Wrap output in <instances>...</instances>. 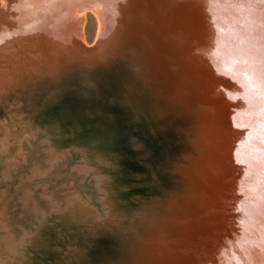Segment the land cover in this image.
I'll list each match as a JSON object with an SVG mask.
<instances>
[{
    "label": "rangeland",
    "instance_id": "obj_1",
    "mask_svg": "<svg viewBox=\"0 0 264 264\" xmlns=\"http://www.w3.org/2000/svg\"><path fill=\"white\" fill-rule=\"evenodd\" d=\"M2 1L0 0V6ZM7 1L5 0L3 5ZM234 1L243 9L236 8L237 6L232 7L234 10L230 17L236 15L237 12L245 17L248 15L254 18L264 17V0ZM218 3L225 7L222 1L215 2L217 5ZM223 7L218 6L217 8L223 12L225 9ZM226 8L229 9L227 6ZM227 9L222 15L227 14ZM122 11H124L123 8L121 13ZM92 13L90 11L85 13L80 27L81 46L85 48L91 47L97 38L99 21L97 15ZM38 18L39 15H35L33 19ZM108 18L111 19V16ZM68 23L73 24L72 21ZM128 45L119 53L126 62L125 65L130 66L131 69V73L123 78L124 86L119 92L121 103L124 101L125 105L130 108L132 105L129 102L137 101L138 96L144 92V88L148 87L152 92L156 91L160 94L159 96L166 97L168 100L177 98L186 92V82L178 70L171 68L168 74L164 75L159 67L160 56L153 55L150 58L147 54L145 55L146 46L134 39ZM44 48L45 50L41 52H29L32 62L28 65L34 66L47 59V55L50 54L47 50L50 49L48 46ZM197 64L199 65L198 70L204 65V63ZM190 71L192 69H189ZM39 74L41 73H36V78H42L39 85L34 84L27 90L16 91L13 89L15 84L12 82L14 85L12 83L8 85L7 90L0 97V140L2 142L6 140L0 146V182L9 184V193L4 191V187H0V264H53L54 262L83 264L88 256L96 252L99 244L113 246V241L118 240L114 237L122 235H118L119 228L115 227L118 220L112 218L118 205V198L105 180L109 174H115L116 170L105 165L110 162L105 160L104 156L111 158L116 153L91 152L94 154H91L92 158L89 160L87 154L89 155L90 152L75 141L80 130L76 133L69 132L68 135H57L38 126L33 128L27 125L33 112L26 113L24 106L29 101L28 99H31L29 97L34 95L33 92H37L40 96V102L51 100V103H58L62 97L61 90L54 87L53 81L45 80L46 77ZM27 75L21 76L20 80H29L30 77ZM90 82L89 79L86 80V84ZM101 82L104 83L101 84L102 89L106 91L107 78ZM42 84L43 86L39 87ZM93 87L94 85L91 88ZM95 95L87 96L85 99L82 94L78 102L65 100L59 109V114L63 111L67 119L93 122L102 116L103 108L107 106V103L100 101L96 93ZM147 98L149 99L148 96ZM107 100L108 98L106 102ZM11 110H15V114H13L14 111L10 113ZM143 112L149 116L148 125L154 127L158 122L153 116L156 112L155 107L152 105L143 108ZM12 114L14 117L10 118ZM179 114L180 112L170 115L168 123L174 126L173 123L176 122ZM185 126L186 123L183 127ZM166 128L168 130L160 134L159 138L149 136L147 140L152 153L147 157L151 168L149 177L139 180L131 187L115 185L123 193L122 199L126 202L125 204L132 202L129 203L130 206L127 205L129 212L137 210L136 198L139 197L144 204L140 208L141 214L149 213L150 220L143 225L142 223L140 226L133 224L129 227L131 235L127 240L128 247L124 254L122 251V254L117 257L116 250L107 254L102 252L103 257L91 264H180V251L185 250L195 239H201L200 237L205 233L203 227L205 222L217 212L216 204L221 202L220 209L226 206L224 201L227 199L223 200V198L227 197L226 192L228 191L225 187L229 185L230 175H233L232 167L224 166V164L232 165L231 152L224 150V148L228 149V143L217 139L211 144H206L204 139L202 140L204 137L201 136L199 138L201 140L193 143L194 148H188L189 157L192 155L190 152L192 150L196 152V155L191 156L194 158L187 168V170L191 169L188 172L191 175L186 179V193L180 194L183 182L179 175L170 180L163 179V181L162 176L161 178L157 176L156 169L152 168L159 161L163 162L162 158L166 151L167 155H170L169 158L172 157L171 163L174 167L176 166V171L180 167L179 164H183V160L187 162L186 155L181 151L182 147L185 148L183 135L179 133L180 138H178L176 132L178 127L166 126ZM142 129L146 137L147 126ZM149 134L152 135L150 130ZM198 146L200 148H197ZM122 151L125 153L117 155V158L122 161L127 160L125 164H133V162L146 164V161L137 160L135 157L132 158L133 162L128 160V156L133 154L130 147L122 148ZM49 175H55V177L48 179ZM235 182L240 190L233 196H241L243 180L238 178ZM157 186H162V192L156 190ZM151 194L153 198L150 203ZM154 209L157 213L161 212L155 215ZM262 214L264 215V212ZM263 215L258 218L264 219ZM263 221L258 220L255 232L264 226ZM112 227L114 230L111 229ZM256 227L259 228L256 229ZM43 230L45 231L42 234L40 231ZM86 231L88 233H85ZM37 235L41 238L38 241L27 243L28 245H25L19 255L4 251L7 245L23 244L27 240L26 237L35 239ZM241 236L245 237L246 234L242 232ZM257 239L253 240L257 241ZM42 247L53 253L50 256L47 255L44 253L45 250L40 251Z\"/></svg>",
    "mask_w": 264,
    "mask_h": 264
},
{
    "label": "bare ground",
    "instance_id": "obj_2",
    "mask_svg": "<svg viewBox=\"0 0 264 264\" xmlns=\"http://www.w3.org/2000/svg\"><path fill=\"white\" fill-rule=\"evenodd\" d=\"M134 1L8 0L3 5V0L0 6V97L8 85L12 82L17 84L21 76L51 67L57 50H77L82 43L80 27L87 11L99 17V8H106L111 22L107 42L104 41L101 48L110 46L118 29L122 8ZM156 1L163 10L162 19L169 20L172 18L169 16L175 15L176 20L186 25L198 39L194 44H186V49H190L191 61L197 68V63L204 65L201 71L195 67L191 69L196 77L209 81L212 86L209 92L220 100L221 105L227 104V112H223L224 109L216 112L220 117L216 124L219 133L215 140L228 143V149L224 150L231 152L232 158V165L224 164L232 167L233 175H230L229 185L225 187L227 197L223 198L226 201L229 199L231 204L227 203L224 209L219 208L220 201L216 204V214L203 226L205 233L201 239H195L180 251L179 263L264 264V226L255 232L258 220H264L259 219L264 212V17H245L240 12L230 17L234 10L232 7L243 9L234 0H220L225 7L215 4L217 0ZM218 6L225 8L223 12L219 11ZM226 9L229 14L224 16L222 14ZM35 15H39L37 20L33 19ZM70 20L73 24L68 23ZM101 34L99 21L97 38ZM44 46H48L50 52L54 51L53 56L49 57L50 63L45 67H41L40 62L34 66L28 65L32 62L29 52H41L45 50ZM5 141L0 140V146ZM91 154H87L89 160ZM238 178L243 180V194L233 196L240 190L235 182ZM156 190L162 192L163 188L157 186ZM120 197L123 198L122 192ZM149 198L151 203L153 195ZM136 200V204L143 207L139 197ZM44 231L40 232L43 234ZM242 232L246 234L245 237L241 236ZM39 236L35 239L26 237L23 244L7 245L4 251L19 255L27 243L38 241ZM253 237L258 238L257 241ZM44 250L46 248L42 247L40 251Z\"/></svg>",
    "mask_w": 264,
    "mask_h": 264
},
{
    "label": "water",
    "instance_id": "obj_3",
    "mask_svg": "<svg viewBox=\"0 0 264 264\" xmlns=\"http://www.w3.org/2000/svg\"><path fill=\"white\" fill-rule=\"evenodd\" d=\"M159 6L160 4L156 0H146L145 3L142 0H136L132 4L130 2V4L123 7L124 11L120 14L121 18L118 29L114 37H112L110 46H106L104 49L101 48V44L104 41L105 43L107 42L108 25L111 19L108 18L110 15L105 11L106 8L100 7L98 21L101 22L102 34L91 47L78 46L77 50L75 49L73 52L57 50L54 56V51L50 52L47 50V52H50L47 55L48 57L46 56L48 59L51 56L55 57V61L52 62L51 67L30 71L28 75L26 74L30 77L29 80H19L13 88L16 91H20L21 89L27 90L28 87L34 84L39 85V81L42 78H36V73H41L39 75L46 77L44 78L45 80L53 81L54 87L58 88L59 91L61 90L62 97L58 103H51V100L40 102V96L37 95V92H33L34 95L32 94V97H29L31 99H28L29 101L24 106L26 113L33 112L32 118L29 119L27 125L33 128L38 126L57 135H68L69 132L76 133L77 130H80L75 141L80 146H83V148H86L88 152L116 153L111 158L107 155L103 156L104 158L106 157L105 160L107 159L110 162L105 165L116 170L114 171L115 174H109L105 180H107L110 189L114 190L116 195L118 193V205L112 218L118 220V224L115 227L116 229L119 228L118 235H122L114 237L118 240L113 241V246L99 244L96 252H93L92 256H88L83 264H91L94 261L100 260L103 257L101 256L102 252H106L107 254L116 250L117 257H119V254H122V251L124 254V251L128 247L127 240L131 235L129 227L133 224L140 226L141 223L143 225V223L150 220L151 215L149 213L141 214L139 208L142 205H135L137 210L129 212L127 205L130 206L129 203L132 202L124 204L126 202L122 201L119 195L121 192L115 187L118 184L124 187H131L139 180L141 181L149 177L151 168L149 167L147 157L148 155H152L151 149L147 145L149 136H151L150 138H153V136H155V139L159 138L160 134L168 130L166 126L171 128L181 127L179 130L177 128L176 132L178 138H180L179 133L183 135V146L185 148L182 147L181 151L186 155L187 162L183 160V164H179L180 167L176 171V166L174 167L171 163L173 161L172 157L169 158L170 155H167L168 152L166 151L165 156L162 158V163L159 161L154 167L151 164L150 166L156 169L157 176H162V180H170L179 175L183 182H181L180 194H184L186 193V179L191 175L188 173L191 169L187 170V168L194 158L191 156L196 155V152L192 150L190 151L192 155L190 154L191 156L189 157L188 148H194L193 143L201 140L199 139L201 136L204 137L202 140L204 139L206 144L213 143L219 133L218 125L216 124L219 122L220 116L218 117L216 112L221 109H224L223 112H227V104L221 105L220 100L209 92L212 86L208 83V80L196 77L193 74L195 73L194 71L187 73L188 69H191L194 65L191 61L192 55L189 52L190 49H186V44H194V41H198V39L193 36L194 34H192V31L186 25L176 20L175 15L169 16L172 18L166 17L169 20L162 19L163 10ZM133 39L146 46L145 55L147 54L150 58L153 55L160 56L161 65L159 64V67L164 75L168 74L171 68L178 70L182 74L187 86V90L183 95L168 100L166 97L162 98L159 96L160 94H157L156 91L152 92L148 87L144 88V92L138 96L139 99L137 101L131 100L129 102L132 105L130 108L128 105H125L124 101L121 103L119 92L124 86L123 78L128 73H131V69L129 68L130 66L125 65L126 62L123 61L124 59L119 53ZM46 60H43L41 67H45L50 63V59ZM195 68L197 67L195 66ZM34 73L35 76H33ZM106 78L107 83L105 84L107 85L105 89H107V92L101 87V84H104L101 80L105 81ZM88 79L91 81L90 84H86V80ZM93 85L94 87L91 88ZM42 86L43 84L39 87ZM95 93L102 103H107L106 108H103V114L100 118L93 120V122H88L81 119H78L79 121L67 119L63 111L59 114V109H61V105H63L65 100L78 102L80 95L83 94L85 99H87V96L93 97ZM106 98L109 101L111 99L110 106L108 105L110 102L108 100L106 102ZM22 105H24L23 102ZM152 105L156 109L153 116L158 120L154 127L148 125L147 119L149 116H147L146 112H143V108H148V106ZM12 112L15 114V110L10 111V113ZM178 112L180 114L176 117V122L173 123L175 125H170L168 123L169 116ZM13 114L10 118L14 117ZM184 123H186L185 127H183ZM162 125L164 126L162 127ZM146 126L147 135L145 137L142 128ZM155 129L156 133H154ZM149 130L152 132V135L149 134ZM129 147L132 149L133 154H130L128 156L129 159H127L132 161L135 157L137 160L146 161V164H136L133 161V164H125L127 160L124 159L122 161L117 158V155L125 153L122 151V148L127 149ZM190 161L191 163H189ZM48 177V179H51L55 175H49ZM0 187H4V191L9 193L8 183L0 182ZM228 201L225 200L224 202L227 204ZM228 204L231 203L228 202ZM154 213L155 215L158 214L155 209ZM85 233H88V231ZM45 251L43 252L49 256L53 253L48 249ZM53 264L57 263L54 262Z\"/></svg>",
    "mask_w": 264,
    "mask_h": 264
}]
</instances>
